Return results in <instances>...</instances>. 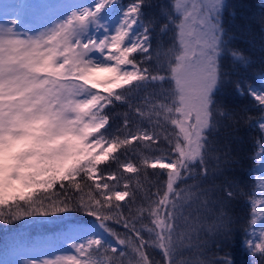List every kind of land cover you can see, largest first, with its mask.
Segmentation results:
<instances>
[{
	"label": "snow or ice",
	"instance_id": "snow-or-ice-1",
	"mask_svg": "<svg viewBox=\"0 0 264 264\" xmlns=\"http://www.w3.org/2000/svg\"><path fill=\"white\" fill-rule=\"evenodd\" d=\"M146 7L147 0H86L64 6L55 24L35 33L18 30V16L0 23V206L8 205L0 219L83 214L74 254L43 264H217L178 260L177 249L186 236L181 221L198 226L191 212L183 215L186 203L211 211L198 184L180 185L208 176L205 134L229 115L216 99L228 78L225 3L171 0L161 31L172 33V43L166 66L157 52L155 67ZM231 55L248 63L238 51ZM258 81L233 83L264 109V75ZM149 85L159 88L140 96ZM117 104L129 111L113 126L108 109ZM258 126L264 131V115ZM255 156L243 240L253 258L264 256V144ZM148 169L165 179L149 181ZM153 248L162 260L151 257ZM220 264L234 261L226 255Z\"/></svg>",
	"mask_w": 264,
	"mask_h": 264
},
{
	"label": "trees",
	"instance_id": "trees-1",
	"mask_svg": "<svg viewBox=\"0 0 264 264\" xmlns=\"http://www.w3.org/2000/svg\"><path fill=\"white\" fill-rule=\"evenodd\" d=\"M130 2L131 0L125 1L127 4ZM147 3L151 7L144 9L143 20L145 23L152 21L149 27L152 28L150 35L153 47V62L149 66H156L157 52L160 53L159 63L166 66L167 57L164 53L171 46L172 33L161 31V26L165 23L162 9L168 8L171 0H147ZM224 3L221 21L226 44L222 66L228 73V78L216 99L227 109L229 115L218 116L216 127L209 129L205 134L208 141L206 154L208 176L203 179L199 177L196 180L188 179L180 185L184 187L185 184H198L203 190L201 199L209 202L208 208L211 211L201 208L197 212L198 205L194 201L187 202L181 210L185 217H189L191 212L192 217L189 219L195 218L198 226L195 230L185 228L181 221L180 230L185 232L186 236L178 244L177 259L191 261L212 259L220 264V260L227 255L234 264H253V259L255 264H264V256L257 254L253 258L243 244L244 231L250 228L247 193L252 188L256 175L251 170L256 168L258 156L255 154L259 152L260 145L264 144V131L258 126L259 118L264 115V109L250 95L238 91L233 83L240 80L245 85H258L259 75H264V27L260 23V17L264 14L260 6L264 0H224ZM232 51L240 52L248 59V63L234 60ZM164 87L167 88L169 85L165 84ZM158 88V85H149L139 95H147L148 92L157 91ZM127 111H129L127 105L123 104L109 108V114L114 117L112 125L120 124L122 114ZM130 118L135 122V117ZM142 126L149 125L144 121ZM148 171L149 181L165 179L163 176H152V169ZM199 171L197 165L196 172ZM229 186L234 193L231 199L226 195ZM192 191L196 189L193 188ZM140 195L138 193V196ZM7 210L8 205L0 206V211ZM221 211L225 215L220 216ZM50 215H33L17 220L0 219V237L14 239L13 235L27 229L57 230L68 223H80L83 214H55L58 217L55 219H49ZM213 224L216 227L210 229L209 225ZM118 230L123 231V229ZM148 251L153 259L157 261L163 259L158 249L153 248Z\"/></svg>",
	"mask_w": 264,
	"mask_h": 264
},
{
	"label": "rangeland",
	"instance_id": "rangeland-1",
	"mask_svg": "<svg viewBox=\"0 0 264 264\" xmlns=\"http://www.w3.org/2000/svg\"><path fill=\"white\" fill-rule=\"evenodd\" d=\"M125 1L119 0L121 4H127ZM85 2L86 0H0V23L18 16V30L35 33L55 24L57 18L64 12V6ZM137 30H140L139 26ZM258 164L259 157L256 167ZM55 218L58 217L52 214L49 219ZM77 224L68 223L57 230L55 228L20 230L13 235L14 239L0 237V264H32L33 261L36 264H43L45 260H52L56 256L74 254L71 245L80 242L75 231ZM248 230H251V226ZM255 231L257 235L260 232L259 218Z\"/></svg>",
	"mask_w": 264,
	"mask_h": 264
}]
</instances>
